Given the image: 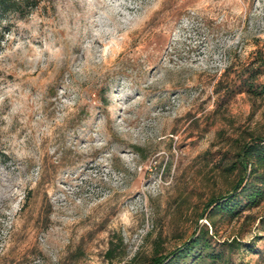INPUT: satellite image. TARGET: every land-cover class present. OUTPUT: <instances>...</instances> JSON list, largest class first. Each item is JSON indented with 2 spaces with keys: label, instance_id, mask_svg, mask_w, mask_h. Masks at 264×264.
<instances>
[{
  "label": "rangeland",
  "instance_id": "1",
  "mask_svg": "<svg viewBox=\"0 0 264 264\" xmlns=\"http://www.w3.org/2000/svg\"><path fill=\"white\" fill-rule=\"evenodd\" d=\"M250 76L264 84V0H43L14 20L0 264H110L111 247L113 264H152L200 229L223 255L210 264H264V200L215 225L205 211L264 136Z\"/></svg>",
  "mask_w": 264,
  "mask_h": 264
},
{
  "label": "trees",
  "instance_id": "2",
  "mask_svg": "<svg viewBox=\"0 0 264 264\" xmlns=\"http://www.w3.org/2000/svg\"><path fill=\"white\" fill-rule=\"evenodd\" d=\"M43 0H0V41L10 30L14 20L26 19L39 7ZM254 77L245 79L248 91L255 95L264 94V84L256 86ZM233 168L239 172V177L230 193L214 197L207 204L208 218L215 225V216L220 215L230 219L237 218L245 207L259 206L264 200V136L251 134L239 146ZM204 214V213H203ZM202 214V215H203ZM120 242L122 240L120 239ZM115 247L108 251V259L113 264ZM222 252H217L212 237L207 229L194 233L183 246L176 251L162 256L153 257L152 264H208L222 258Z\"/></svg>",
  "mask_w": 264,
  "mask_h": 264
}]
</instances>
